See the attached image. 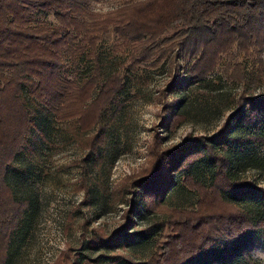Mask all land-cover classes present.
Wrapping results in <instances>:
<instances>
[{
    "label": "trees",
    "instance_id": "obj_1",
    "mask_svg": "<svg viewBox=\"0 0 264 264\" xmlns=\"http://www.w3.org/2000/svg\"><path fill=\"white\" fill-rule=\"evenodd\" d=\"M92 1L0 0V264L7 259L8 243L29 209L27 199L13 195L5 173L17 152L30 150L28 138H34L33 132L44 139L36 108L56 121H71L78 132L85 133L73 135L84 150L81 161H102L99 148L106 125L101 121L109 112L120 110L118 94L123 88L121 73L102 75L96 59V44L109 28L117 40L112 46L127 49L128 69L143 62L154 65L162 58L173 64L168 89L178 87L180 81L183 85L200 81L214 69L221 54L230 50L233 55L246 54L264 45V0H124L104 12L94 10ZM37 13H50L53 22ZM81 54L92 58V67L88 75L76 80L67 76V69ZM228 75L242 80L238 63ZM241 98L246 109L238 102ZM236 103L217 131L207 137L197 135L162 148L161 137L153 130L143 166L122 177L110 194L116 199L128 196L123 231L117 232L123 242H130L134 234L145 238L156 231L160 238L141 261L116 252L107 257L106 264H189L197 259L203 264L238 260L253 264L252 237L264 230V186L234 177L225 151L235 144L242 154L248 142L264 143L259 134L230 132L236 125L258 128L254 112L264 109V96L248 98L241 92ZM181 119L180 112L172 114L169 127ZM199 162L210 169L207 182L196 177ZM176 176L181 185L196 192L194 205L169 208L164 219L130 231L131 215L158 207ZM247 202L254 208L241 205ZM99 235L114 247L116 236ZM96 242V237L88 240V244ZM50 264L102 263L79 258L65 245Z\"/></svg>",
    "mask_w": 264,
    "mask_h": 264
},
{
    "label": "rangeland",
    "instance_id": "obj_2",
    "mask_svg": "<svg viewBox=\"0 0 264 264\" xmlns=\"http://www.w3.org/2000/svg\"><path fill=\"white\" fill-rule=\"evenodd\" d=\"M122 1L94 0L91 7L104 12ZM36 16L53 22L50 13ZM116 42L109 28L95 48L100 73L119 71L123 79V88L118 94V100L122 101L120 110L114 114L109 112L101 121L106 125L105 140L99 148L101 163L81 161L84 150L73 135L85 133L78 132L74 123L56 121L33 106L44 139L33 132L34 138H28L30 150L17 152L5 173L13 195L27 199L29 209L8 243L4 264H50L65 245L76 252L77 257L97 259L102 264L116 252L129 255L135 261L145 259L154 250L160 232L145 238L134 234L130 242H123V236L118 237L117 232L123 231L122 214L128 205V196L116 199L110 190L122 177L143 166L153 130L161 137L162 148L181 144L197 135L207 137L213 135L236 108L241 92L248 98L264 96V45L246 54L233 55L232 50L221 54L214 69L200 81L188 85L180 81L178 87L171 85L168 89L174 72L172 63L162 58L154 65L143 62L130 70L125 60L127 49L113 47ZM236 63L243 76L239 82L228 75ZM91 67L92 58L81 54L77 62L68 67L67 76L79 80L90 73ZM238 102L246 109L243 98ZM176 112H180L183 119L169 127V118ZM254 117L260 122L258 128L236 125L230 130L231 134L255 133L264 137V109L256 110ZM236 148L231 144L225 151L230 158L232 175L264 186V143L248 142L242 154ZM244 156H251L259 164H252L247 157L242 159ZM197 164L196 177L207 182L209 167L202 162ZM16 166L23 167L24 172L15 170ZM195 200L196 192L181 185L176 176L175 184L165 192L161 204L149 211L133 212L127 227L130 231H139L164 219L167 209L193 206ZM241 205L254 208L248 202ZM99 233L116 236L114 247L102 241ZM94 237L96 244H88ZM250 257L253 264H264V230L253 235ZM188 263L203 264L201 259ZM231 264L245 263L238 260Z\"/></svg>",
    "mask_w": 264,
    "mask_h": 264
}]
</instances>
